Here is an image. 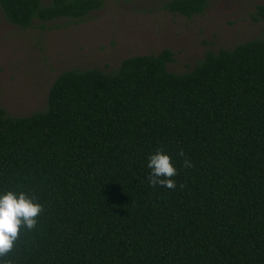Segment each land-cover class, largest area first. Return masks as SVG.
I'll use <instances>...</instances> for the list:
<instances>
[{"label":"trees","instance_id":"obj_1","mask_svg":"<svg viewBox=\"0 0 264 264\" xmlns=\"http://www.w3.org/2000/svg\"><path fill=\"white\" fill-rule=\"evenodd\" d=\"M104 5L0 0V14L45 29ZM207 6L162 8L190 19ZM252 20L264 22V4ZM173 61L163 49L111 72L67 70L44 110L0 109V189L42 206L35 227L19 229L9 264H264V39L207 51L183 73L168 71ZM156 149L171 157L174 188L148 184Z\"/></svg>","mask_w":264,"mask_h":264},{"label":"rangeland","instance_id":"obj_2","mask_svg":"<svg viewBox=\"0 0 264 264\" xmlns=\"http://www.w3.org/2000/svg\"><path fill=\"white\" fill-rule=\"evenodd\" d=\"M165 1L105 0L84 21L43 23L45 29L21 30L0 14V109L10 117L44 110L50 86L67 70L111 72L126 58L169 49L168 71L183 73L207 51L264 39V22L252 20L264 0H208L190 19L163 10Z\"/></svg>","mask_w":264,"mask_h":264},{"label":"clouds","instance_id":"obj_3","mask_svg":"<svg viewBox=\"0 0 264 264\" xmlns=\"http://www.w3.org/2000/svg\"><path fill=\"white\" fill-rule=\"evenodd\" d=\"M183 156V152L179 153ZM185 167H191L184 160ZM147 176L150 186L174 188L175 181L171 179L177 172L171 162V157L161 149H156L146 158ZM42 211V206L23 191L0 189V264H9L4 259L17 239L21 227L31 230L36 225V217Z\"/></svg>","mask_w":264,"mask_h":264}]
</instances>
